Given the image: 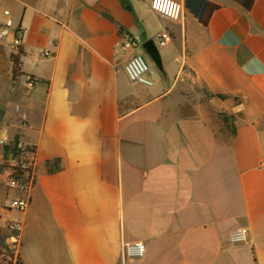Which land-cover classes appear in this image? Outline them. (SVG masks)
Masks as SVG:
<instances>
[{"label": "crops", "instance_id": "0c3cea01", "mask_svg": "<svg viewBox=\"0 0 264 264\" xmlns=\"http://www.w3.org/2000/svg\"><path fill=\"white\" fill-rule=\"evenodd\" d=\"M175 1L179 22L146 0H0L24 30L16 79L0 43V249L21 222L20 264H264V0ZM163 27L157 66L142 44ZM126 35L153 86L128 80ZM13 144L35 159L24 212Z\"/></svg>", "mask_w": 264, "mask_h": 264}, {"label": "built area", "instance_id": "2783aa9c", "mask_svg": "<svg viewBox=\"0 0 264 264\" xmlns=\"http://www.w3.org/2000/svg\"><path fill=\"white\" fill-rule=\"evenodd\" d=\"M153 11L163 20L179 22L183 18V6L175 0H146ZM24 30L17 27L12 19L9 9H4L0 17V43L7 42L12 54H19L23 45ZM159 48H163L172 43L173 37L167 27H163L154 37ZM119 46L125 53L124 71L128 80L132 84H139L146 87L153 86L154 82L149 75L150 67L141 53L130 54L132 50L139 48L138 41L130 35H126ZM49 56L50 53H45ZM25 89L33 88L35 80L27 76L20 82ZM5 139H0V144H5ZM14 165L11 167L10 176L7 180V187L22 193V196L13 198L6 207L24 212L31 202V191L35 182V159L33 151L26 146L17 145ZM11 235L6 242L4 249H0V264H20L21 257V232L23 224L19 221H11L8 224ZM247 230L239 229L232 233L233 242L247 240ZM122 254L127 259H135L143 256L144 245L141 241L123 246Z\"/></svg>", "mask_w": 264, "mask_h": 264}, {"label": "trees", "instance_id": "16d2710c", "mask_svg": "<svg viewBox=\"0 0 264 264\" xmlns=\"http://www.w3.org/2000/svg\"><path fill=\"white\" fill-rule=\"evenodd\" d=\"M21 54H22V48L20 49V52L19 54H12L11 58H12V61H13V79H16L18 76L21 75V72H20V65H21V61H20V58H21ZM219 98L221 99H224L225 96L223 95H218ZM230 117H225L224 118V122L225 124L227 125L228 122H229V119ZM12 152L15 154L17 152V144H13V146H10ZM56 165V162H54V166ZM52 170V168H51Z\"/></svg>", "mask_w": 264, "mask_h": 264}, {"label": "water", "instance_id": "95a60500", "mask_svg": "<svg viewBox=\"0 0 264 264\" xmlns=\"http://www.w3.org/2000/svg\"><path fill=\"white\" fill-rule=\"evenodd\" d=\"M142 49L157 65L161 66V56L154 39H149L142 44Z\"/></svg>", "mask_w": 264, "mask_h": 264}, {"label": "rangeland", "instance_id": "374dc122", "mask_svg": "<svg viewBox=\"0 0 264 264\" xmlns=\"http://www.w3.org/2000/svg\"><path fill=\"white\" fill-rule=\"evenodd\" d=\"M1 6H2V7L5 6L4 2H1ZM146 60H147V58H146ZM147 62H148V60H147ZM148 64H149V62H148ZM150 74H151V73H150Z\"/></svg>", "mask_w": 264, "mask_h": 264}]
</instances>
